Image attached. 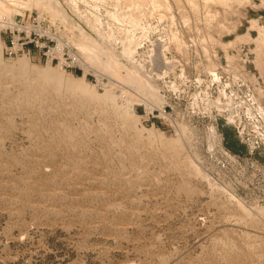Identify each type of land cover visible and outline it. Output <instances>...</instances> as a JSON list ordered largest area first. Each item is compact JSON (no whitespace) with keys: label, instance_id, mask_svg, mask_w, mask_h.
<instances>
[{"label":"rangeland","instance_id":"rangeland-1","mask_svg":"<svg viewBox=\"0 0 264 264\" xmlns=\"http://www.w3.org/2000/svg\"><path fill=\"white\" fill-rule=\"evenodd\" d=\"M56 1L64 7V17L55 24L57 37L62 43L79 34L82 35L79 37L86 36L85 33L93 38L100 37L102 41L108 40L105 42L122 55L121 58L117 56L120 63H124L121 65L129 68L133 62H138L146 69V74L151 68L149 63L152 65L150 55L156 41L170 39V42L166 41L168 45L163 42L166 45L163 49L189 55L195 47L190 45L186 51L184 42L178 38L183 36L184 30L188 33L195 26L208 24L207 18L215 17L210 8H220L222 14L228 13L233 21L232 30L230 28L233 32L226 30L220 34L215 30L221 56L226 52L228 59L234 60L238 56L231 51H240L241 45L248 43L256 53V66L261 75L264 74V67L258 63V59L264 61L260 43L253 38H238L248 32L255 38L260 35L259 30L253 28L252 21L256 19L258 26H264V0H226L230 1L227 4H233L227 12L223 7L228 6L225 0L222 3L225 5H220L219 1L210 5V0H194L197 6L193 0H152L156 4L153 6L151 0H146L150 3L145 9L138 0ZM155 6L159 8L155 9ZM23 9L9 15L27 13L29 17L30 14H42L47 17H43L45 21L52 22L51 14L45 15L40 9ZM130 15L137 21H131L134 19ZM198 21L201 26L197 25ZM81 30L86 32L81 33ZM0 35L4 41L2 31ZM123 39L134 42V45L129 42L128 50L135 44L136 50L125 51L127 48L124 50L122 44L128 46L129 43ZM175 43L182 44L184 51L177 50ZM253 43L257 46L254 47ZM2 50L4 61L15 62L23 58H8L4 56V48ZM79 53L82 73L66 72L70 76H85L100 93L109 87L118 88V93L123 95L120 102L127 105L129 85L103 70L98 63H91L84 53ZM102 56L100 60L104 61L106 55ZM28 58L40 67L53 65L63 69L58 61H48L40 54ZM1 67L0 264H264V209L260 215V229L254 228L243 221L238 202L239 199L254 211L258 207L264 208L259 191L262 175L253 176L244 169H264V119L261 115L248 113L247 107L242 105L240 129L229 123L227 114L217 121L226 145L227 134L236 140V150L228 149L237 155L238 165L217 154L210 161L203 154V145L207 141L206 126L214 121L213 117L197 116L199 128L196 136L189 138V142L186 132L183 138L188 141H183L187 157L200 167L203 176L195 172L187 174L174 161L163 156L162 142L150 143L146 137L141 140L134 132H124L122 123L103 113L99 106L86 108L67 101V104L64 101L53 104L44 100L37 104L34 112L20 109L21 95L16 87L2 78L4 69ZM125 69H121L122 75L127 73ZM157 76L152 85L159 88L164 100L161 105L149 104L151 108L162 107L166 102L165 83L161 76ZM256 80L251 77V81L258 84ZM223 85L232 90L229 84ZM220 89L216 90L217 95ZM240 94L244 95L241 91ZM174 97L179 109L189 107L186 91H177ZM10 100L14 106H9ZM149 105L135 103V112L139 114L137 127L157 128L169 138L178 137L179 129L173 122L160 117L152 120L155 125L146 121L145 110H151ZM231 194L236 195L234 199Z\"/></svg>","mask_w":264,"mask_h":264},{"label":"bare ground","instance_id":"bare-ground-1","mask_svg":"<svg viewBox=\"0 0 264 264\" xmlns=\"http://www.w3.org/2000/svg\"><path fill=\"white\" fill-rule=\"evenodd\" d=\"M195 1L194 0L192 1L193 4L195 3ZM232 1H236V0H232ZM138 2H140V4H139L140 6H142V7L144 6L143 9H145V7L147 8L148 3H150V2L147 3L146 0H140V1L138 0ZM138 2H137V4H138ZM153 2H154V0H153ZM153 2L151 0L150 5H152V6L156 5ZM197 2H199V1H197ZM216 2H218L221 5L223 3V0H210L209 4L212 5V4H215ZM225 2H226V0H225ZM73 3H75V2H73ZM155 3H156V1H155ZM227 3H230V1L229 2L227 1L225 4H227ZM75 4H77V3H75ZM159 4H157V5H159ZM196 4H194V5H196ZM225 4H222V5H225ZM227 5L228 6H223L224 9H226V12L233 6V4L231 3V4H227ZM131 6L133 7V5H131ZM24 7L28 8L30 10L31 9H36V10L40 9V11L42 10L45 13V15L51 14L50 17H52V19H51L52 22L53 21L56 22V21H58V19L60 17H61V19L64 17L62 15L64 7H62V5L56 0H0V18L3 17L4 15L8 16L10 13H11V15H14V14H16L17 11H19L20 9L22 10ZM156 7L159 8V6H155V9H156ZM164 7L166 8V5H164ZM214 8H210V9L213 10L214 14H212V15H215V17L211 16L212 17V18L210 17L211 19L207 18L208 24H206L205 26H201L202 24H200V21H198L197 25H200L201 27L195 26V28L190 30L188 33H186L187 31L184 30L183 36H181V38H178L179 39L178 41L181 40L184 42L183 47H185L186 51L189 50L188 47L190 45L193 48L195 47L194 49H192V51L189 55L185 54L186 56H184L183 54L185 52L183 54H178L179 52L176 53L170 49L169 50L163 49V47L168 45L167 42L171 41L170 39L166 40L167 42L166 41L164 42L161 40H160L161 42L156 41L157 43L155 45L154 52L150 55L152 57L151 60H152V66H153V68L151 67L152 69L149 68L150 71L152 70L151 72L149 71L150 74H149V72L146 74V71H145L146 69L143 68L142 66H140V64H138V62L137 63L133 62L131 64V67H129V68L125 67L124 65H121L124 63H120L118 57L121 58L122 55L117 54V51L115 52V49L106 43L108 40H105L106 41L105 42L104 39H103V41L100 40L99 39L100 37L99 38H93V37H91V35L90 36L87 35L88 33H85L86 31L83 32L84 30L83 31L81 30L82 31L81 33L86 34V36L83 34L84 35L83 37H79L81 34L76 35V37H75L74 36L75 34L73 33L74 37L69 38V41H70L69 43L72 46H74L81 53H84L87 56V59L91 63H93V64L95 63V65H96V63H98L99 67L101 66V68L103 70L111 73L115 77H120L119 79H121V81L123 80L125 83H127L129 85V87L131 89V90H127L129 98L127 100H125V101H127L126 102L127 105L120 102V98L123 95L118 93V91H119L118 88L115 89V88L109 87V89H106V91L104 93H100L94 87L95 85H93L92 82L88 81L85 78V76L84 77L70 76L65 70L62 69L63 70L62 71L61 69H59V67H56L53 65H47L46 67H40L38 65L33 64L27 56H23V58H19L15 62L4 61V59H2V52H3L2 49L4 48L5 45H4V41L2 40L1 35H0V65L2 66L1 68L4 69V72H3L4 76L2 78L5 80V82L10 83V85H12L13 87H16L18 89V92L21 95V98L18 101L20 109H24L26 111H33L34 112V109L37 106V104L42 103L44 100H47V102L51 101V102H53V104H54V102H58V101H64L65 104H67L66 103V101H67L70 104L72 103L73 105L76 104L77 106L80 105V106H83L86 108L90 107L92 105L93 106H99L102 108L103 113L105 112V114L108 115L109 117L110 116L114 117L115 120L120 121L122 123V128H123L124 132H126L128 134L129 133L131 134V132L132 133L134 132V133H136V137H138L140 139L143 137H146L149 139L150 143H154L156 141H157V143L162 142L164 148L161 152H162L163 156L167 159L174 161L175 165H177V167L180 170L187 171V174L195 172L199 175H202L201 174L202 172L200 171L201 170L200 167L197 164H195L194 161H192L186 155L185 143L183 141V139H185V138H183V137L187 136L186 135V132L188 130L187 124L183 121H178V122L174 121L173 122L174 125L177 127V129H179L178 130L179 136L176 138L167 137L164 133L160 132L157 128H146V127H143V128L139 127L138 128L137 127V120L139 119V114H137L135 112L134 105L136 102H146L147 105H149L151 103H154V104L156 103L158 105H161V103L164 100V97L162 94L159 93V91H158L159 88L154 87L153 86L154 84L152 85V83H153L152 80L154 81V77L156 75H158V76H161L162 78H164L163 77L164 74L162 71H166L167 69L172 70L176 66L175 63H177V64L178 63H184V66H186V63H188L189 67L184 69V71L186 73H187V71H189L191 73V76H192L193 72L195 71V66H194V59L196 58L195 54H197L196 69L198 71L197 76L199 77V79L202 78L203 73H209L210 71H213V70L217 71L218 69H221V68L224 70V72L231 73V75H233L235 81H240L241 77L244 78V80H245V81H243L244 89L246 91H249L253 88L255 94L252 93V96H250V97L253 100V104H255V105L258 104L259 112L264 115V74L262 76L260 70L256 66V58L257 57L255 55L256 53L254 52V48L253 47L250 48L252 45H250L248 43H244L241 45V48L239 49L240 51L232 50L231 53L233 55L236 54L238 56V58H236L234 60H229L230 65L228 67L225 66L222 62H219L216 60L217 56H218V58L221 57V53L219 51L220 48H218L219 38L218 37L216 38L215 30L218 31V33L222 34L226 30L227 31L230 30V28L233 26L232 25L233 21H231V18L228 15V13H226L227 15H223L220 8H219V10H218V8H216V9H214ZM135 9H136V7H135ZM138 9H140V7L139 8L137 7L136 10H138ZM169 9H170V7H169ZM23 10H25V9H23ZM151 10H154V9L152 8ZM151 10H150V12H151ZM166 10H168V9H166ZM214 10H216V11H214ZM206 12L208 13V11H206ZM209 12H210V10H209ZM211 13H208V14H211ZM166 14H168V13H166ZM130 16H132V15H130ZM173 16H175V15H173ZM96 18H97V16H96ZM96 18H94L93 20H95ZM175 18H177V17H175ZM175 18H173V19L175 20ZM128 19H129V17H128ZM133 19H134V17H133ZM200 19H201V17H200ZM135 20L137 21V19H134L131 21H135ZM167 22H170V20H168ZM252 22H253V28L254 29L257 28L259 30L260 35L257 38H255V37H252L251 34L248 32L246 34L239 35L238 38H240V37L241 38H243V37L253 38L255 41H258V43H260L259 46L262 48V50H264V47L262 46L264 43V42H262V41H264V26H258L256 24V19L253 20ZM97 23H98V20H97ZM179 23H181V22H179ZM172 24H175V23L172 22ZM98 25H99V23H98ZM176 25H177V22H176ZM234 26H238V25H234ZM97 27H99V26H97ZM174 27L176 28V26H174ZM177 27H178V25H177ZM232 28H231V30H232ZM234 29H236V28H234ZM92 31H94V30L92 29ZM176 32H180V31H176ZM176 32H174L173 34H175ZM231 32H233V31H231ZM101 33H102V31H101ZM178 36H179V34H178ZM109 37H111V36H109ZM124 40L127 41V44L129 42H132L133 43L132 45H134V42L132 40L123 39L122 41H124ZM111 41H113V40H111ZM174 41H176V40H174ZM214 41H217V42H214ZM163 42H164V44L166 43V45H164ZM192 42H194V43L192 44ZM112 43L113 42H111V44ZM130 44L131 43H129L128 46L125 44H122L125 46V47L122 46V47H124V50L127 48L125 51L128 50V48L130 47ZM253 44H254V47L257 46L256 43H253ZM176 45H178V44H176ZM176 45H175V48L177 50L182 51V49H183V51H184L182 44H180L178 46H176ZM248 46H250L249 48H250L251 53H253L255 55L254 64H255L256 68L258 69L257 70L258 72H253V70L250 71L249 64L246 63V61L243 58V50H244V48H248ZM260 47H259V51L261 50ZM132 48L134 50H136V44H135V47L131 46L130 50H128V51H131ZM196 48L199 51H197ZM124 50L122 51V53L125 52ZM262 50L260 52L261 54H262ZM167 51L175 53L176 57L173 60L172 59L169 60L167 58V55H166ZM118 52H120V51H118ZM103 53H105L106 57ZM130 53H132V52H130ZM211 53H212V57H210ZM102 54H103V56H102ZM126 55H128V54H126ZM101 56H102V58L105 57L106 59L104 61L103 60L101 61L100 60ZM132 56H133V54H132ZM178 56H180L181 59ZM208 58H210V59H208ZM250 58H251V56H250ZM261 58H263V57L261 56ZM131 59H134V58L131 57ZM182 59H184V62L182 61ZM127 61H128V59H127ZM129 61L131 63L130 59H129ZM211 63H213V64H211ZM258 63L261 65L262 68L264 67V61H260L258 59ZM122 66H124V67H122ZM122 68H124V69L127 68V69H125L127 71V73H125V75L121 74ZM152 72L154 73L155 76L153 75ZM238 72L240 73V75L237 74ZM262 72L264 73V71H262ZM250 73H251V75H249ZM253 74L257 75L258 77L257 76L255 77V75H253ZM259 75H261V77H263V79L259 78ZM251 77L254 79L257 78L258 81L257 80L256 81L258 82V84L256 82L251 81ZM111 86L113 87V85H111ZM7 87H5V88H7ZM114 87H115V85H114ZM123 90H126V89H123ZM7 91H8V89H7ZM237 97H239V96L236 93V94H231L230 97L228 98V103H229L228 105H230V108L235 112L237 111V108H236ZM6 98H8V97L6 96ZM18 98H16V100ZM10 102H11V100H10ZM216 102H218V105H219V103L221 105H225V103L221 99L216 100ZM211 103H215V102L211 101ZM154 104L152 106H154ZM9 106H14V103L11 102V104H9ZM60 107H61V105H60ZM149 109H152L150 107V105H149ZM28 113L30 114V112H28ZM167 118H168V116H167ZM107 121H109V120H107ZM10 122H12V121H10ZM100 124H102V122ZM69 130H72V129H69ZM178 132H177V134H178ZM106 134H108V133H106ZM146 134H147V136H146ZM57 135H59V134H57ZM132 138L134 139V137H132ZM185 140L188 141L187 138ZM72 141L74 142V140H72ZM135 144H136V142H135ZM125 145H126V143H125ZM136 151H138V150H136ZM152 151H153V149H152ZM76 152H78V151H76ZM166 161H168V160H166ZM65 169H68V167ZM98 195H100V194H98ZM230 196L234 199L236 195L234 196L233 194H231ZM238 202H239V207L241 210L240 212H242V214H243L242 215V218L244 219L243 221L246 220V222L250 223L252 226H254V228L259 227L258 229H260L261 224H262V218L260 217V215L263 213L264 208L258 207L257 208L258 210L254 211L255 210L254 208H253V210H251L252 209L251 207H250L251 209L247 208L241 201H239V199H238Z\"/></svg>","mask_w":264,"mask_h":264},{"label":"built area","instance_id":"built-area-1","mask_svg":"<svg viewBox=\"0 0 264 264\" xmlns=\"http://www.w3.org/2000/svg\"><path fill=\"white\" fill-rule=\"evenodd\" d=\"M27 16V13H21L13 17L4 16L2 21H0V31L5 35L4 56L14 59L21 56L32 58L34 55L40 54L48 61H58L61 68L67 72L70 70L81 71L83 69L79 51L69 43L70 41L62 43L59 37H57L55 29L56 22L48 23L45 21L47 17L41 14H36V16L30 14L29 17ZM166 55L169 60H173L176 57V54L170 51H167ZM195 55L197 56V54ZM253 55L249 47L244 48L243 58L249 64L250 71H257L258 69L254 65L255 58H250V56L254 57ZM178 57L181 59L180 56ZM216 60L222 62L227 67L230 65V61L225 53L220 58L217 56ZM182 61L184 62V59ZM149 64L152 67L151 62ZM196 64L197 59L195 58V71L192 76L189 71L187 73L184 71V69L189 67L188 63H186V66H184V63H175L176 66L172 70L167 69L166 71H162L164 74L162 80L165 83L163 88L167 93L165 94L166 102L162 107H154L149 112L145 110V115L148 116L146 121L152 122L157 117L163 118L166 121L169 120L170 122L183 121L188 126V139H193L199 128L198 121H196L197 116L213 117L212 120L214 123L206 126L205 134L207 141L203 145V154L210 161L217 154L225 159V161L238 165L237 155H234L228 149L225 143L224 133L221 131L217 121L223 115L227 114L229 123L240 129L243 123V118L242 116L240 117V108L242 105L247 107L248 113H258L264 119V115L259 112L258 104H253V100L250 97L255 92L253 88L249 91L244 89V78L240 76V81H235L233 75L229 72H224L222 68L217 71L213 70L209 73H203L202 78L199 79ZM251 66H254V69ZM237 74L240 75L239 72ZM259 78L263 79L261 75H259ZM225 83L229 84L232 90H228L227 85H223ZM190 88H192V91H188ZM218 88L221 89L217 95L216 90L218 91ZM182 90L187 92L188 100L190 101L187 109H179L174 97L175 92H181ZM240 91L244 94L243 96H241ZM236 93L239 97L236 99L237 111L235 112L228 105V98L231 94ZM218 99H221L225 105H221L220 103L218 105V102H216ZM211 101L216 104L211 103ZM200 111L202 113H199ZM152 123L155 125V122ZM244 169L250 171L253 176H257V173L262 175V185L259 191L261 194L260 200L264 202V169H253L252 167Z\"/></svg>","mask_w":264,"mask_h":264},{"label":"trees","instance_id":"trees-1","mask_svg":"<svg viewBox=\"0 0 264 264\" xmlns=\"http://www.w3.org/2000/svg\"><path fill=\"white\" fill-rule=\"evenodd\" d=\"M78 74L82 73L80 70L77 71ZM227 146L230 147L231 149L236 150V140L230 137L229 134H227Z\"/></svg>","mask_w":264,"mask_h":264}]
</instances>
